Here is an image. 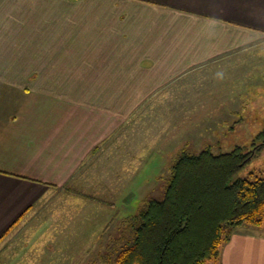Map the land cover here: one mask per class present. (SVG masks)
<instances>
[{
	"label": "crops",
	"instance_id": "0c3cea01",
	"mask_svg": "<svg viewBox=\"0 0 264 264\" xmlns=\"http://www.w3.org/2000/svg\"><path fill=\"white\" fill-rule=\"evenodd\" d=\"M260 44L264 0H0V264L95 188L156 94ZM239 227L219 263L264 264V233Z\"/></svg>",
	"mask_w": 264,
	"mask_h": 264
},
{
	"label": "rangeland",
	"instance_id": "374dc122",
	"mask_svg": "<svg viewBox=\"0 0 264 264\" xmlns=\"http://www.w3.org/2000/svg\"><path fill=\"white\" fill-rule=\"evenodd\" d=\"M231 61L235 70L211 68L210 76L195 73L180 79L172 91L156 94L132 115L123 130L125 150L110 157L109 172H94L101 179L94 189L71 190L79 196L55 201L53 212L48 205L44 231L27 234L13 264H104L96 259L120 220L136 213L146 199L162 198L180 149L198 153L210 147L219 153L259 145L256 135L264 131V44L239 51ZM138 159L141 165L134 172L130 163ZM255 176L264 177V145L233 179ZM239 228L264 233V223Z\"/></svg>",
	"mask_w": 264,
	"mask_h": 264
},
{
	"label": "trees",
	"instance_id": "16d2710c",
	"mask_svg": "<svg viewBox=\"0 0 264 264\" xmlns=\"http://www.w3.org/2000/svg\"><path fill=\"white\" fill-rule=\"evenodd\" d=\"M214 153L206 147L177 153L161 199H146L120 220L117 232L96 260L104 264L219 263L222 246L235 227L264 223V177L233 176L264 145ZM6 234V233H5ZM0 236V241L5 236Z\"/></svg>",
	"mask_w": 264,
	"mask_h": 264
}]
</instances>
